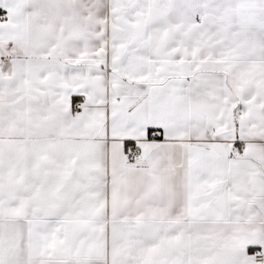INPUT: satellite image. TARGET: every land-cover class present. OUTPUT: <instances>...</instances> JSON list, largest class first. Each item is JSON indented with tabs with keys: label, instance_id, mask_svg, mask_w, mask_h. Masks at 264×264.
Wrapping results in <instances>:
<instances>
[{
	"label": "snow or ice",
	"instance_id": "snow-or-ice-1",
	"mask_svg": "<svg viewBox=\"0 0 264 264\" xmlns=\"http://www.w3.org/2000/svg\"><path fill=\"white\" fill-rule=\"evenodd\" d=\"M0 264H264V0H0Z\"/></svg>",
	"mask_w": 264,
	"mask_h": 264
}]
</instances>
